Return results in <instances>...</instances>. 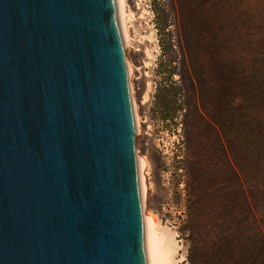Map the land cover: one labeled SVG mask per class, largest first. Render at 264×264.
<instances>
[{
	"label": "water",
	"instance_id": "95a60500",
	"mask_svg": "<svg viewBox=\"0 0 264 264\" xmlns=\"http://www.w3.org/2000/svg\"><path fill=\"white\" fill-rule=\"evenodd\" d=\"M116 0H0V264H148Z\"/></svg>",
	"mask_w": 264,
	"mask_h": 264
},
{
	"label": "rangeland",
	"instance_id": "374dc122",
	"mask_svg": "<svg viewBox=\"0 0 264 264\" xmlns=\"http://www.w3.org/2000/svg\"><path fill=\"white\" fill-rule=\"evenodd\" d=\"M124 10L144 209L173 241L171 262L264 264V0ZM169 93L182 109L165 121Z\"/></svg>",
	"mask_w": 264,
	"mask_h": 264
},
{
	"label": "bare ground",
	"instance_id": "6f19581e",
	"mask_svg": "<svg viewBox=\"0 0 264 264\" xmlns=\"http://www.w3.org/2000/svg\"><path fill=\"white\" fill-rule=\"evenodd\" d=\"M117 2V10L118 16L120 21V26L122 30V35L124 39L125 47L127 33H126V17H125V10H124V0H116ZM129 75H130V66L128 63ZM132 89V88H131ZM134 104V100H133ZM135 115H136V108L134 104ZM137 115H136V124H137V131H138V122H137ZM138 162H139V174H140V184H141V194H142V201H143V209H144V201L146 197V184L144 179V170L147 165L145 159L138 155ZM144 223H145V245H146V253L148 258V264H173L171 262V254L176 251L171 243L173 241H165L163 237H161L157 231V221L156 219L150 214L146 213L144 209Z\"/></svg>",
	"mask_w": 264,
	"mask_h": 264
},
{
	"label": "trees",
	"instance_id": "16d2710c",
	"mask_svg": "<svg viewBox=\"0 0 264 264\" xmlns=\"http://www.w3.org/2000/svg\"><path fill=\"white\" fill-rule=\"evenodd\" d=\"M180 90V89H179ZM175 96V94H174ZM161 102L163 104V107L165 108L164 112L162 113V118L165 120V121H169V120H172L174 115L177 113L178 110H181L182 109V105H179L177 104L175 101H174V97L171 93L167 94L166 96H162L161 97ZM190 224H192V222L190 223V220L187 221V225H184V229H188L187 227L190 226ZM189 231H191V236L196 233H194V230L189 228ZM202 234V232H201ZM209 240L211 242H216L218 241L217 238H215L214 236L213 237H209ZM211 255L213 253L216 254L215 252H210ZM210 255V256H211Z\"/></svg>",
	"mask_w": 264,
	"mask_h": 264
}]
</instances>
